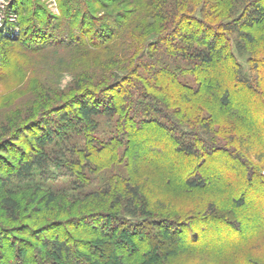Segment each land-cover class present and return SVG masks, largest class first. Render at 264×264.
Listing matches in <instances>:
<instances>
[{
	"label": "trees",
	"instance_id": "16d2710c",
	"mask_svg": "<svg viewBox=\"0 0 264 264\" xmlns=\"http://www.w3.org/2000/svg\"><path fill=\"white\" fill-rule=\"evenodd\" d=\"M2 1L5 0H0V21L3 23L0 40H11L17 27L22 28L19 36L25 35L22 25L13 20L26 8V0H6L9 2L6 6ZM112 2L118 6L126 5L129 13L116 18L100 15L95 19L99 24H89L85 26L87 30L83 27L85 37L72 45H75L73 48L79 45L97 50L119 49L117 57L124 64L132 65V69L126 75L106 73L99 78L97 72H103L102 67L107 66L104 62L94 67L97 72L92 69V72L78 74L82 85L75 88L74 101L54 107L56 115L44 118L28 130L31 134L26 137L29 149L16 147V151L23 152L14 155L17 162L7 174L6 182L24 184L32 181L35 175L46 177L52 166L72 169L76 174H82L87 168L96 171L95 166L103 163L108 153L124 159L120 174L110 173L117 176L112 179L113 186L104 193L95 189L91 193V197L111 196L113 201L109 205L112 213L104 216L107 220L104 230L88 229V233L107 237L110 241L104 244H109L113 250L118 251L120 246L130 250L128 255L115 254L108 264H165L182 249V239L171 219L157 217L151 211V204L136 175V166L130 162L136 157L133 141L149 129L166 136L172 143L168 151L199 161L185 175L187 189L209 193L228 191V203L233 209L238 212L246 209L250 216L259 212L247 207L254 191L261 192L264 198L263 171L246 160L239 150L218 144L216 126L223 118L228 120V126L234 121V128L241 136L239 144L264 154V66L260 78H250L237 58V55L255 51L256 32L264 26V0ZM130 15L136 16V27L126 24ZM148 21L154 22L150 27L161 33L151 34L144 43L132 30L141 29ZM88 31L89 37L86 36ZM252 59L259 64L260 61L255 60L264 57ZM227 68L230 69L228 76L223 73ZM107 76L113 77V81L105 82ZM236 95L253 96L255 100L241 104L234 99ZM210 96L216 98V107L209 105ZM4 151L6 148L0 149V152ZM161 151L153 149L156 156L162 155ZM219 154L236 162L233 172L225 179L209 181L199 171L203 157L214 158ZM3 202L8 214L18 220V204L13 199ZM215 204L208 206L211 212L207 216L218 220L222 216ZM258 208L264 210V203ZM218 223L224 226L221 221ZM228 224H233L230 228L237 233L243 227L240 222ZM136 236L141 243L133 245ZM123 237L127 241H123ZM70 240L55 237L47 242L50 253L59 261L84 264ZM99 240L95 243L101 244ZM84 243L92 250L96 249L93 242ZM96 262L105 264L100 259Z\"/></svg>",
	"mask_w": 264,
	"mask_h": 264
},
{
	"label": "rangeland",
	"instance_id": "374dc122",
	"mask_svg": "<svg viewBox=\"0 0 264 264\" xmlns=\"http://www.w3.org/2000/svg\"><path fill=\"white\" fill-rule=\"evenodd\" d=\"M26 2V8L13 20L22 25L25 35L19 36L22 28L17 27L15 36H10L11 40H0V149L6 148V152H0V264H75L59 261L52 256L47 242L55 237L71 239L70 244L84 264H97L99 259L108 264L115 254L128 255L130 250L124 246H120L118 251L113 250L109 244H104L110 241L107 237L88 233V229L104 230L107 221L104 216L112 213L109 205L113 201L111 196L101 194L91 197V193H94L93 189L104 193L113 186L115 182L112 179L117 176L110 173L120 174L124 159L108 153L103 163L95 166L96 171L87 168L82 170V174H76L72 169L52 166L47 170L46 177L35 175L32 181L24 184L7 183L6 179L12 165L17 162L14 155L23 152L16 151V147L29 149L27 138L31 134L28 130L36 127L44 118L56 115L54 107L74 101L75 88L82 85L78 74L92 72L94 67L104 62L107 66L102 67L103 72L94 69L99 78L106 73L126 75L132 69V65L124 64L117 57L119 49L97 50L79 45L73 48L75 45H72L85 37L83 27L99 24L95 19L100 15L116 18L122 13L128 14L129 8L115 5L112 0ZM2 3L3 6L9 5L6 0ZM130 9L133 11L131 6ZM152 23L148 21L141 29L132 30L135 37L142 38L140 41L145 43L151 34L161 33L159 29L150 27ZM126 24L136 27V16L130 15ZM2 25L0 21V27ZM4 35L8 36L6 33ZM90 35L89 31L86 32L87 37ZM256 37L255 51L237 55L250 78H260L262 75L264 59L255 60L260 61L255 64L252 57H264V26L257 30ZM229 70L227 68L223 73L228 76ZM109 76L104 78L107 83L113 81V77L109 79ZM234 99L246 105L253 102L255 97L236 95ZM208 100L212 107L218 105L215 97L210 96ZM219 122L216 126L218 144L239 150L264 174V154L239 144L241 136L234 128V121L229 122V126L224 118ZM138 138L133 141L136 157L133 156L135 159L130 162L136 166V175L151 204V211L157 217L171 219L178 227L177 235L182 239V249L164 263L264 264V210L258 208L264 203L262 193H251L247 207L260 213L255 212L250 216L246 209L238 212L228 203V191L215 193L214 190L209 193L186 188L185 175L199 161L168 151L172 143L166 136L149 129ZM155 148L162 149V155L156 156L153 153ZM205 157L199 171L209 181L225 179L227 174H232L236 163L232 159L223 154L214 158ZM4 199H13L18 204V220H13L8 214ZM213 202L217 211L221 212L222 217H218V220L207 216L211 212L208 206ZM218 221L224 226H220ZM228 222H240L243 227L237 233L231 230L230 226L234 225H227ZM158 233L160 230L156 235ZM97 239L102 243L96 244ZM121 239L127 241L125 237ZM85 241L93 242L96 249L92 250ZM139 243L141 240L136 236L133 245Z\"/></svg>",
	"mask_w": 264,
	"mask_h": 264
}]
</instances>
